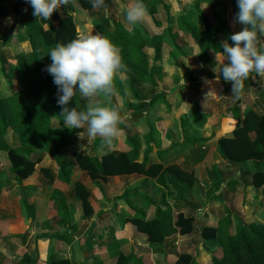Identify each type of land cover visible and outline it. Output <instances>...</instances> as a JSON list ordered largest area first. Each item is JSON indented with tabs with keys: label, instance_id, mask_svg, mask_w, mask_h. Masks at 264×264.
Listing matches in <instances>:
<instances>
[{
	"label": "crops",
	"instance_id": "obj_1",
	"mask_svg": "<svg viewBox=\"0 0 264 264\" xmlns=\"http://www.w3.org/2000/svg\"><path fill=\"white\" fill-rule=\"evenodd\" d=\"M74 2L60 5L59 13L77 8ZM106 7H110L108 0L105 7L97 9ZM21 9L22 17H16L20 22L44 21L32 14L28 4ZM88 14L89 22L100 21L94 19L95 10ZM174 23L181 30L180 23ZM235 25L233 32L244 27ZM227 27L221 32L231 34L228 22ZM148 29H155L153 22ZM22 35L25 40L16 42L21 51H27V37ZM174 37L169 36V40L181 47L189 44L192 52H180L175 46L163 49L161 60L155 63L160 67L156 84L138 79L130 90L126 69L119 70V76L125 74L119 77V87L124 93L128 90L130 96L119 110L116 108L121 121L127 117L119 124L117 137L104 144L82 127L60 153L70 159L75 153L100 157L118 151L137 164L144 163L145 168L156 166L150 173L135 171L105 180L91 179L76 165L65 181L55 157L35 151L28 154L31 159L39 158L33 173L18 181L11 171L6 148L0 149V264H115L120 253L132 258L130 264H172L171 259L181 254L177 246L182 241L180 228L174 226L178 214L191 218V225L185 230L192 227L190 232L196 234L198 244L210 254L219 246L202 239L204 228L223 226L228 218L227 231L233 234L240 221L251 224L250 218L233 215L236 208L248 215L255 205L254 214L264 213V184L259 188L252 185L254 175L255 182L263 181L259 174L264 177V164L260 165L264 161V143L263 158L244 165L231 163L222 155L219 145L221 139H233V129L247 117L264 115V89L258 90L252 83L256 79L264 82V77L251 74L243 81L239 96H233L231 83L222 77L217 79L219 72L213 71L217 66L216 51H209L211 63H204L197 45H181ZM263 39L264 36L258 37L260 42ZM193 57L199 62L200 72L188 68V60ZM102 99L100 96V104ZM248 137L253 140L256 132L250 131ZM17 141L13 147L18 145ZM77 186L88 193L86 214L76 195ZM159 210L171 219L176 232L162 244L153 245L134 234L132 220H152ZM190 235L186 237L185 251L195 246ZM188 255L197 264H206L209 259L205 256L207 261L200 260L190 251ZM154 256L161 262L154 261Z\"/></svg>",
	"mask_w": 264,
	"mask_h": 264
},
{
	"label": "trees",
	"instance_id": "obj_2",
	"mask_svg": "<svg viewBox=\"0 0 264 264\" xmlns=\"http://www.w3.org/2000/svg\"><path fill=\"white\" fill-rule=\"evenodd\" d=\"M194 1L191 11L184 12L180 17V29L187 32L194 40L200 52V59L205 63H211L209 51H219L218 33L227 30V23L219 15L218 10H211L209 16ZM171 0H143L144 12L148 14L154 23L152 31L145 29L141 24H133L134 30L131 34L123 35L114 28L107 31L109 22L103 19L89 22L88 12L91 9V0H75L77 8H69L64 14L54 10L48 20L40 22H23L25 35L27 37L28 49L13 56L15 64L9 65L12 73L17 76L18 89L10 86L12 92L7 95L0 93V144L6 148L8 158L11 162V171L18 181L27 178L34 171L37 159H30L29 153L35 151L47 152L56 159L57 167L61 177L67 181L77 163L81 170L87 172L91 179H102L112 175L123 173L148 174L156 166L145 168L144 163L137 164L123 154L111 153L100 157H89L82 154H74L67 159L60 156L63 149L69 144L71 137L79 132V129H68L63 125V117L60 115L61 106L57 104V89L52 82V77L45 70L51 63L47 53L57 43L66 44L74 39L79 33H99L108 38L119 50L122 62L125 65L128 79L133 84L134 76L140 81L150 80L156 84L155 78L160 77V67L155 65L161 60L163 52V32H159L156 14L161 7L167 14V22L171 25L173 18L170 15ZM27 5L26 0H0V19H8L19 13L20 7ZM238 11L236 0H234V15ZM198 23L204 26L201 32ZM46 28L43 29V26ZM167 29L171 30V26ZM14 31V29H13ZM15 40L23 42L25 37L15 33ZM4 45L11 41L8 36L4 37ZM178 51L192 52L191 46L185 44L183 47L174 44ZM5 50L0 51V67L5 65ZM152 63V64H151ZM5 67V66H4ZM2 73L7 77L5 68ZM134 75V76H133ZM133 81V82H132ZM1 91V90H0ZM88 103L100 104V97L86 100L79 93L70 101L68 107L81 108ZM255 119L247 117L241 126L236 125L233 129L234 138L219 140L221 152L231 163L243 164L250 160L262 159V144L264 143V115L254 116ZM256 132V137L250 140L248 133ZM17 135L19 144L11 147L5 141V136ZM132 142L133 139H130ZM135 153L137 152L134 146ZM22 150L23 153L19 151ZM28 152V153H25ZM259 186L264 184V177ZM76 195L83 206L84 213L88 211V193L82 186L76 187ZM163 211H157L156 218L148 221L133 219L132 226L134 234L141 236L147 243L162 244L165 238L175 234V227L180 228V233H187L185 224L191 225L189 218L177 215L174 226L170 218L164 216ZM169 219V222H167ZM230 220L226 218L223 226L217 228H204L201 237L209 243L219 246L218 252L211 253L206 264H264V224H245L239 222L235 232L229 234L227 227ZM189 228V226L187 227ZM132 258L120 253L115 264H130ZM176 264H197L190 255L180 254Z\"/></svg>",
	"mask_w": 264,
	"mask_h": 264
},
{
	"label": "clouds",
	"instance_id": "obj_3",
	"mask_svg": "<svg viewBox=\"0 0 264 264\" xmlns=\"http://www.w3.org/2000/svg\"><path fill=\"white\" fill-rule=\"evenodd\" d=\"M26 3L35 17L48 20L54 10L60 5H69L70 0H26ZM236 6L235 23L244 27L219 43L220 50L215 52L217 66L213 69L219 72L217 79L222 77L231 83L233 96H239L243 81L251 74L264 77V51L257 48L258 37L264 36V0H236ZM92 7H105V0H92ZM143 16L144 8L139 0L125 11V19L130 24L139 22ZM47 55L51 63L45 70L57 89L63 125L68 129H81L86 125L89 136L110 144L122 123L114 107L88 103L78 111L68 105L77 93L86 100L100 96L111 98L114 76L125 67L117 47L99 33L78 32L66 44L57 43Z\"/></svg>",
	"mask_w": 264,
	"mask_h": 264
},
{
	"label": "rangeland",
	"instance_id": "obj_4",
	"mask_svg": "<svg viewBox=\"0 0 264 264\" xmlns=\"http://www.w3.org/2000/svg\"><path fill=\"white\" fill-rule=\"evenodd\" d=\"M15 1L16 0H13V2H15ZM110 1L108 0V2L110 3V7H106V9H104V10H100L99 11L97 8L95 9V8H93L91 6L90 10L93 9L96 12V15L94 16V19L96 20V17H97V19H103L105 22L106 21L109 22L108 23V27H106L107 31H109V32H111L114 28H116L123 35L131 34L133 32V30H134V25L130 24V23H128L126 21V19H125V11H126V9L129 6L135 4L137 2V0H110ZM171 1L172 2L170 3L171 4L170 15L173 18V22L170 25L171 26V30L167 29V27L169 25L167 23V14H166V12L161 7H159V13L157 12V14H156V18L158 19L157 22H160V24H159L160 25L159 26V29H160L159 32L161 30L163 32L162 34H163L164 43H165V44H163V49H165L167 47L169 48V46L173 47L174 44H177L175 41H170L169 40V36H175V37L177 36V40L179 41V43L181 45H183L184 43L194 44L193 38L187 32H184V31L182 32L181 30H179V28H177V23H174L175 20H176V22L180 23L181 15L184 12H186V11L189 12V11H191L193 9L194 1L193 0H171ZM139 2L142 3V5H143V0H139ZM198 3L205 10V12H207V15L209 16V19H210V15H209L208 12H210L211 10H218L219 15L224 19V21L226 23L228 22L229 26H231L232 32L236 29L235 20H234V16H235L234 15V0H198ZM25 6L20 7L19 13L16 14V16L13 17V19L12 18L11 19L8 18L9 20L8 19H4L6 21H3V20L0 21V51L1 50H3V51L5 50V52H6L5 57H6V60H7V61H5V65L0 67V90H1L0 93H1V95L10 94L12 92V88L10 87L11 85L13 87H15L16 89H18V87H19L18 84H17V80H16L18 75H15L14 73L11 72V70L9 68V65L13 66L15 64V60H14L13 56H15L17 53L21 52V49H20L21 47H20V45H18V43L15 40V37H16L15 33L25 34V28H23L24 26H22L23 22H20L19 20H17L16 17H22V9L21 8H24ZM143 8H144V6H143ZM147 17H148V14L146 12H144L143 18L139 21V22H142V23L137 22L135 24H141L142 26L145 27V29L149 30V32H150L151 29H148V24L153 22V21L150 18H147ZM146 22H148V23H146ZM38 23L40 24V22H38ZM198 26H199V28H200V30L202 32L204 30V26L201 23H198ZM240 27H243V25H240ZM13 29H14V31H13ZM229 35H230L229 33L221 32V33H218L217 36H218V38L221 39L223 37L226 38ZM5 36H8V37L11 38V41L8 44H6V45H4V43H3L4 42L3 40H4ZM175 37H174V40H175ZM257 48H258V50L264 51V39L261 42L257 40ZM180 61L183 64L184 60L182 61L180 59ZM190 66L192 68H194V69H198V72L201 71L199 69V62L194 57H193V59L188 60V68ZM3 67L6 70V73L8 75L7 77H9V79H10L9 81L5 77V74L2 73V68ZM204 68L206 70L208 69L207 67H204ZM204 75L205 74L203 73V75H202L203 78H204ZM119 77H125V74H120V76H119V71L115 74L114 80H113V88H114L113 95L111 96L110 99H106L105 97H103L101 105L107 104L108 106L114 107L115 109L117 108L119 110V106L122 105V103H123V105L126 103V100L130 96V92L128 90H126V93H124L121 90L122 88L119 87ZM138 79L139 78L136 76L134 83ZM121 80L124 81L125 78H121ZM128 81L130 83V80H128ZM134 83L133 84L130 83V90H131V86L133 87ZM252 83H253V85L258 86V90H263L264 89V87H263L264 86V82L262 81V79H256ZM134 91H137V89H135ZM126 108L127 107H125V109ZM76 109L78 111L82 110L81 108H76ZM127 110H126V112H127ZM118 115H119V111H118ZM126 118L127 117H125L123 119V121ZM83 128L86 129V125L83 126ZM118 128H119V125H118ZM4 138H5V141H7L10 144L11 147L15 146V142L17 141V137H15V135H13V137L5 136ZM17 143L19 144L18 141H17ZM187 143L192 144L191 142H187ZM113 148H115V147H113ZM0 149H3V146L1 144H0ZM115 152L117 154H119L118 151H115ZM245 163L240 164V165H244ZM260 163H261L260 165H263L264 161H261ZM76 165H77V163H74V166H76ZM253 166H254V163H253ZM253 166H252V168H253ZM243 173H245V171H243ZM249 175H250V178H252V173H250ZM50 179L52 180L53 177H50ZM252 180H253L252 185L254 187L259 188L261 186V185L259 186L258 182H255V175L253 176ZM199 205H202V204H199ZM233 205L235 206L236 204H233ZM230 207H231V209H233V206L230 205ZM241 208H244V206L241 207ZM254 210H255V205H253V208H252L251 212L248 215L244 214V213H243L244 214L243 215L241 209L236 208L234 210L233 215L237 216L238 218H242V216L245 217L246 219L250 218L249 220L251 221V224H264V213L262 215H259V214H256V213L254 214L253 212H256ZM199 212L201 214L200 210H199ZM229 212H231V211H229ZM231 217H232V215H231ZM189 219L191 220V218H189ZM176 221H177V219H176ZM184 226L188 227L189 225L185 224ZM191 228L188 229L189 231L187 233H184V234L180 233L181 234L180 238H181L182 241L177 243V246L180 248L178 252H180L181 254L188 255V253L190 251V254L196 255L200 260H202V259L206 260L207 258H210L211 253L218 252V250L217 251L216 250H210L209 252H211V253L209 254L205 248H202L198 244V241H200L199 238L196 237V234H193L192 232H190ZM189 235H190L192 243L195 242V246L196 247L194 246V248H191V250L189 248L187 251H185L186 250V246L188 244L187 243L188 241H187L186 237H189ZM202 239L205 241V239L203 237H202ZM146 251L147 250H145L143 252H146ZM179 255H176L177 257L176 256H174V257L172 256L173 257L171 259L172 264H176V261H177ZM156 259L158 260V262H161V260H160V258L158 256H154L153 260L155 261Z\"/></svg>",
	"mask_w": 264,
	"mask_h": 264
}]
</instances>
